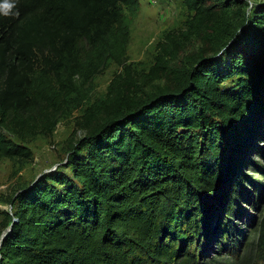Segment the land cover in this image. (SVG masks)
Returning <instances> with one entry per match:
<instances>
[{
	"label": "trees",
	"instance_id": "trees-1",
	"mask_svg": "<svg viewBox=\"0 0 264 264\" xmlns=\"http://www.w3.org/2000/svg\"><path fill=\"white\" fill-rule=\"evenodd\" d=\"M7 2L0 159L31 161L13 137L51 136L81 112L64 159L6 199L0 264H217L202 259L209 238L238 245V220L264 202L242 169L262 153L264 0H182L184 28L163 34L147 69L126 56L123 6L139 0ZM109 61L121 70L84 104ZM256 228L264 250V213Z\"/></svg>",
	"mask_w": 264,
	"mask_h": 264
},
{
	"label": "rangeland",
	"instance_id": "rangeland-1",
	"mask_svg": "<svg viewBox=\"0 0 264 264\" xmlns=\"http://www.w3.org/2000/svg\"><path fill=\"white\" fill-rule=\"evenodd\" d=\"M190 13L182 0H139L136 6H123L124 23L129 29L127 61L136 69H147L153 61L156 42L166 31L184 28ZM120 70L119 65L109 61L103 71L95 75L93 88L84 104L103 97L110 78ZM234 81L235 79L228 78L221 86H229ZM80 112V109H76L63 115L51 136L36 134L24 142L13 137L16 142L23 143L31 149L32 160L21 163L14 158L0 159V234L3 229L4 211L11 210L6 199L17 187L29 182L41 171L54 168L64 159L67 142L72 136L75 120ZM81 133L77 132L78 135ZM258 146L262 153L251 152L252 165L243 166L242 169L246 174L264 183V126L260 132ZM244 186L251 188L252 185L246 182ZM263 213L264 202L259 204L257 209L248 205L247 211L238 220L247 229L244 232L239 231L238 238L241 242L235 246L218 249L215 237L211 236L202 259L218 258L217 264H264V250L257 244L256 228Z\"/></svg>",
	"mask_w": 264,
	"mask_h": 264
},
{
	"label": "clouds",
	"instance_id": "clouds-1",
	"mask_svg": "<svg viewBox=\"0 0 264 264\" xmlns=\"http://www.w3.org/2000/svg\"><path fill=\"white\" fill-rule=\"evenodd\" d=\"M12 7H13V5L8 3L7 0H5V3L3 5H0V8L3 9V12L6 15L9 14Z\"/></svg>",
	"mask_w": 264,
	"mask_h": 264
},
{
	"label": "water",
	"instance_id": "water-1",
	"mask_svg": "<svg viewBox=\"0 0 264 264\" xmlns=\"http://www.w3.org/2000/svg\"><path fill=\"white\" fill-rule=\"evenodd\" d=\"M2 237H3V234L0 236V243H1Z\"/></svg>",
	"mask_w": 264,
	"mask_h": 264
}]
</instances>
